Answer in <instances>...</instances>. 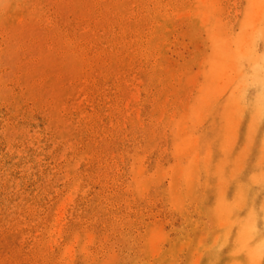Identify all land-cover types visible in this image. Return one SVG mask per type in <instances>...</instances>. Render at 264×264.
I'll list each match as a JSON object with an SVG mask.
<instances>
[{
  "label": "rangeland",
  "instance_id": "1",
  "mask_svg": "<svg viewBox=\"0 0 264 264\" xmlns=\"http://www.w3.org/2000/svg\"><path fill=\"white\" fill-rule=\"evenodd\" d=\"M262 82L264 0H0V264H250Z\"/></svg>",
  "mask_w": 264,
  "mask_h": 264
},
{
  "label": "bare ground",
  "instance_id": "2",
  "mask_svg": "<svg viewBox=\"0 0 264 264\" xmlns=\"http://www.w3.org/2000/svg\"><path fill=\"white\" fill-rule=\"evenodd\" d=\"M41 1H42V0H41ZM195 2H197V1H195ZM202 2H204V1H202ZM204 3H205V2H204ZM202 4H203V3H202ZM195 5H196V3H195ZM197 5H198V4H197ZM197 5H196V6H197ZM192 7H195V6H192ZM207 7H208V5H206V8H207ZM210 9H211V7H210ZM215 9H216V8H215ZM177 10H178V9H177ZM211 10H212V9H211ZM198 11H199V9H198ZM198 11H197V12H198ZM256 11H257V10H256ZM199 12H200V11H199ZM210 12H212V11H210ZM40 13H41V12H40ZM201 13H202V12H201ZM206 13H207V12H206ZM50 14H51V13H50ZM213 14H214V13H213ZM48 15H49V14H48ZM199 16H201V15H199ZM164 17H165V16H164ZM207 17H208V16H207ZM201 18H203V17L201 16ZM208 18H209V17H208ZM208 18H207V19H208ZM205 19H206V17H205ZM205 19H204V20H205ZM207 19H206V21H207ZM214 19H215V21L217 20L216 17H214L213 20H214ZM52 20H53V19H52ZM208 20H209V19H208ZM5 21H6V20H5ZM201 21H202V19H201ZM204 22H205V21H204ZM216 22L218 23V21H216ZM69 23H70V22H69ZM217 23H216V25H217ZM219 23L221 24V23H223V22L220 21ZM212 24H213V23H212ZM214 24H215V23H214ZM220 24H219V26H220ZM199 25H200V24H199ZM216 25H215V26H216ZM200 26H201V25H200ZM219 26H216V27H219ZM90 27H91V26H90ZM107 27H108V26H107ZM107 27H106V28H107ZM211 27H212V26H211ZM209 28H210V27H209ZM214 28H215V27H214ZM205 29L208 30L207 27H205ZM211 29H212V28H211ZM215 30H216V29H214V32H215ZM67 32H68V31H67ZM211 32H212V31H211ZM86 33H87V32H86ZM113 33H114V32H113ZM260 33H262V30L260 31ZM245 36H246V35H245ZM245 36H244V37H245ZM161 38H162V37H161ZM245 39H246V38H245ZM104 40H105V39H104ZM210 40H211V39H210ZM80 41H81V40H80ZM246 41H250V40H246ZM240 42H241V40H240ZM255 42H256V41H255ZM259 42H260V41H259ZM98 44H99V43H98ZM63 52H64V51H63ZM88 53H89V52H88ZM215 54H216V53H215ZM244 54H245V51H244ZM216 56H217V54H216ZM204 64H206V62H204ZM204 64H203V65H204ZM235 68H236V66H235ZM203 69H204V68H203ZM232 78H233V77H232ZM75 81H76V80H75ZM196 81H198V80H196ZM262 83H264V82H262ZM203 85H204V84H203ZM201 89H202V88H201ZM208 99H209V97H208ZM83 103H84V102H83ZM237 105H238V103H237ZM234 106H235V105H234ZM239 106H240V105H239ZM85 108H86V107H85ZM257 108H258V107H257ZM228 110H229V109H227V111H228ZM61 111H62V110H61ZM230 112H231V111H230ZM232 113H233V112H232ZM232 113H230V114L232 115ZM257 113H258V112H257ZM262 113H263V111H262ZM227 114H228V113H227ZM233 114H234V113H233ZM261 116H262V115H261ZM231 117H233V115H232ZM231 119H233V118H231ZM233 120H234V119H233ZM215 125H216V124H215ZM237 125H238V123L236 124V126H237ZM254 125H255V124H254ZM228 126H229V125H228ZM214 127H215V126H214ZM226 127H227V125H226ZM228 128H229V127H228ZM235 128H236V127H235ZM237 128H238V127H237ZM255 128H256V127H255ZM232 131H233V130H232ZM234 131H235V130H234ZM234 131H233L232 133H234ZM225 132H226V131H225ZM230 133H231V132H230ZM221 135H223V133H221ZM224 135H225V134H224ZM233 135H234V134H233ZM227 137H228V136H227ZM184 141H185V140H184ZM232 141H233V140H232ZM235 141H236V140H235ZM220 142H221V141H220ZM232 143H233V142H232ZM195 144H196V143H195ZM228 144H229V142H228ZM234 144H235V143H234ZM234 144H233V146H234ZM220 145H221V144H220ZM223 145H224V144H223ZM226 145H227V144H226ZM221 148H222V150H223V147H222V146H221ZM224 148H225V145H224ZM249 148H250V147H249ZM248 150H249V149H248ZM223 152H224V151H223ZM240 152H242V151H240ZM245 152H246V151H245ZM228 154H229V153H228ZM224 155H225L224 157H226V155H227L226 151L224 152ZM240 155H241V154H240ZM228 156H229V155H228ZM237 156H238V155H237ZM237 156H235V158H236ZM238 157H239V156H238ZM244 157H245V156H244ZM222 159H223V158H222ZM225 159H226V158H225ZM241 159L243 160V157H241ZM227 160H228V159H227ZM227 160H226V161H227ZM234 160H235V159H234ZM234 160H233V161H234ZM226 161H225V163L228 162V161H227V162H226ZM233 161H231L232 164H234ZM241 162H242V161H241ZM225 163H224V164H225ZM228 163H229V162H228ZM228 163H227V164H228ZM243 163H244V162H242L241 164H238V163L235 162V164H236V165L238 164V166L235 165V168H232L231 170L234 171V169H238V170H236V171L240 172L239 169H242L241 166H243ZM229 164H230V163H229ZM225 165H226V164H225ZM240 165H241V166H240ZM239 166H240V167H239ZM238 167H239V168H238ZM223 168H224V167H223ZM232 171H231V172H232ZM213 173H214V172H213ZM233 173H235V172H233ZM261 173H262V172H260V174H261ZM175 174H176V172H175ZM214 174H216V171H215ZM231 174H232V173H231ZM236 174L239 175V173H235V175H236ZM256 174H257V173H256ZM252 175H253V178H256V177L258 176V175H254L253 173H252ZM254 176H256V177H254ZM222 177H224V176L222 175ZM231 177H232V176H230V178H231ZM249 177H250V176H249ZM230 178H229V179H230ZM261 178H262V177H261ZM191 179H192V178H191ZM226 180H228V179H226ZM255 181H256V180H254L253 182H255ZM226 182H227V181H226ZM219 183H220V182H219ZM222 183H223V182H222ZM227 183H229V181H228ZM218 185H219V184H218ZM216 186H217V185H216ZM219 186H220V185H219ZM222 186H223V185H222ZM227 186H229V185H227ZM227 186H225V187H227ZM240 186L242 187V183H241ZM178 187H179V186H178ZM223 188H224V187H223ZM239 188H240V187H239ZM225 189H226V188H225ZM225 189H224V190H225ZM218 190H219V189H218ZM218 190H217V191H218ZM220 190H221V189H220ZM222 190H223V189H222ZM224 190H223V192H224ZM238 190H239V191H240V190L242 191V188H240V189H238ZM246 190H247V189H246ZM225 191H226V190H225ZM239 191H237V193H239ZM219 192H220V191H219ZM219 192H218V193H219ZM244 192H245V191H244ZM220 193H221V192H220ZM240 193H241V192H240ZM190 194H191V193H190ZM220 195H221V196H218V197H222V194H220ZM241 195L243 196V194H241ZM241 195H238V196L235 195V198H236V197H239V196H241ZM225 196H226V195H225ZM243 197H244V196H243ZM222 198H225V197H222ZM238 199H239V200H237L238 202H239L240 200H242V198H241V199L238 198ZM216 201H219L218 203L216 202L218 205H219V203L221 202V201H220V198H219V200H216ZM224 201H225V199H224ZM234 201H235V199H234ZM234 201H233V202H234ZM243 201H244V200H243ZM243 201H242V202H243ZM245 201H246V200H245ZM245 201H244V202H245ZM225 202H226V201H225ZM227 202H228V201H227ZM229 202H230V201H229ZM238 202H237V203H238ZM244 202H243V203H244ZM234 203H235V202H234ZM239 203H240V202H239ZM217 204H216V205H217ZM221 204H222V206H220V207H218V208H222L224 205H225V207H227V205H228L229 203L226 205V204L222 201V202L220 203V205H221ZM223 204H224V205H223ZM230 204H232V203H230ZM216 205H214L215 208H216ZM232 205H233V204H232ZM236 205H238V204H236ZM204 207H205V206H204ZM233 207H234V205H233ZM238 207L241 208L240 206H236L235 209H237ZM215 208H214V210H215ZM227 208H228V207H227ZM227 208H226V209H227ZM226 209H225V210H226ZM233 209H234V208H233ZM233 209H232V210L230 209L231 211H230V210H229V211H230L231 213H233V212H234ZM214 210H212V211H214ZM222 210H224V208H223ZM222 210H221V212H222ZM219 211H220V210H219ZM250 211H251V210H250ZM209 212H210V211H209ZM221 212H220V214H221ZM226 212H227V211H226ZM230 212H229V213H230ZM216 213H217V212H216ZM216 213H213V214H216ZM250 213H253V212H250ZM217 214H219V213H217ZM217 214H216V217H217ZM247 214H248V213H247ZM209 215H210V214H209ZM221 215H222V214H221ZM221 215H220V216H221ZM224 215H225V214H224ZM224 215H222V216H224ZM231 215H232V214H231ZM231 215H229V218L231 217ZM248 215H249V214H248ZM248 215H246L247 218H248ZM246 216H245V217H246ZM224 217H225V216H224ZM249 217H251V215H250ZM252 217H253V216H252ZM210 218H211V217H210ZM238 218H239V220H240V217H238ZM241 218H242V217H241ZM217 219H218V218H217ZM217 219H216V220H217ZM234 219H235V218H234ZM242 219H244V218H242ZM245 219H246V218H245ZM249 219H250V218H249ZM254 219H255V218H254ZM254 219L248 221V222H249V223H248V226H247V223H246L247 219L244 220L246 224H244V223H243V224H242V223H239L238 219H237V220H234V221H238V223H239L240 225H241V224H242L243 226L245 225V226L243 227L244 229L241 228V229H243L244 231L242 230V232H241V237H240V239H238V240H240V243H239V244H240L241 247L238 246L239 249H238V248H237V249H238V250H241V249H243L245 246L248 245V250L250 251V254H251V260H252V261H251V260L249 259V260H250V262H249L250 264H251L252 262H253L252 264H255V263L257 264V263L259 262V260H258V258H260L259 254H260V253H263L262 249L264 248V242H262L259 246L257 245V247L251 248V247H253V246H251V244H252V242H253V240H254V238H255L254 235H255V236H256V235L259 236V233L255 234L256 223H255V220H254ZM211 220H212V219H211ZM222 220H223V219H222ZM224 220H225V218H224ZM228 220L231 221V222H227V221L224 222V223H226V224H224V225H226L227 227H228L227 224L232 223V221H233V220H230V219H228ZM240 221H241V220H240ZM218 223H219V222H218ZM233 223H235V222H233ZM235 224H236V223H235ZM235 224H234V225H235ZM212 225H213V224H212ZM216 225H217L216 227L218 228V224H217V223H216ZM219 225H220V224H219ZM231 225L233 226V224H231ZM231 225L228 227L230 230H228V228H227V229L225 230L226 232L229 233V231H231V229H232V226H231ZM213 226H214V225H213ZM220 226H221V225H220ZM205 227H206V226H205ZM205 227H204V228H205ZM216 227H215V228H216ZM221 227H222V226H221ZM206 228H207V227H206ZM213 229H214V228H213ZM213 229H212V230H213ZM218 229H220V227H219ZM218 229H217V230H218ZM217 230L215 229V231H217ZM207 231H208V229H207ZM207 231H206V232H207ZM210 231H211V230H210ZM189 232H190V231H189ZM213 232H214V231H213ZM206 234H208V233H206ZM219 234H220V233H219ZM226 234H227V233H226ZM226 234H225V235H226ZM220 235H221V234H220ZM220 235H219V237H220ZM228 235H229V234H228ZM261 235H262V234H261ZM183 236H184V235H183ZM183 236H181V237H183ZM204 236L207 237V235H204ZM258 236H256L257 239H258ZM179 237H180V236H179ZM198 237H199V236H198ZM219 237H218V238H219ZM225 237H226V236H225ZM234 237H235V236H234ZM237 237L239 238V234H238ZM199 238H200V237H199ZM214 238H217V234H216V237H214ZM223 238H224V236H223ZM226 238H227V237H226ZM226 238H224V239H225L224 241H226V240L228 241V239H226ZM190 239H191V238H190ZM235 239H236V237H235ZM154 240H156V239H154ZM181 241H182V240H181ZM192 241H193V240H191V242H192ZM198 241H199V239H198ZM215 241H216V240H215ZM217 241H218V239H217ZM224 241L222 240V242H224ZM186 242H187V241H186ZM186 242H185V243H186ZM213 242H214V241H213ZM213 242H212V243H213ZM222 242H221V244H223ZM238 242H239V241H238ZM154 243H155V242H154ZM182 243H183V242H182ZM182 243H181V245H182ZM199 243H200V242H199ZM206 243H207V242H206ZM156 244H157V243H156ZM190 244H191V243H190ZM216 244H218V243H216ZM225 244H226V246H225ZM235 244H236V243H235ZM255 244H256V243H255ZM158 245H159V244H158ZM209 245H211V244H209ZM201 246H202V245H201ZM219 246H220V245H219ZM219 246H217V247L219 248ZM224 246H225V247H228V246H227V243H224ZM249 246H251V247H249ZM178 247H179V246H178ZM198 247H199V246H198ZM198 247H197V248H198ZM203 247H204V246H203ZM242 247H243V248H242ZM191 248H192V247H191ZM194 248H195V247H194ZM205 248H206V247H205ZM207 248L209 249L208 246H207ZM210 248H211V246H210ZM240 248H241V249H240ZM223 249H224V247L222 248V250H223ZM237 249L235 248V250H237ZM194 250H196V249H194ZM202 250H203V249H202ZM202 250H201V251H202ZM219 250H220V248H219ZM235 250H234V252H235ZM238 250H237V253H238ZM190 251H191V249H190ZM190 251H189V252H190ZM192 251H193V250H192ZM201 251H200V252H201ZM203 251H204V250H203ZM230 251H231V250H230ZM230 251H229V253H230ZM242 251H243V250H242ZM242 251H241V252H242ZM193 252H194V251H193ZM195 252H196V251H195ZM198 252H199V251H197V253H198ZM231 252L233 253V251H231ZM245 252L249 253L248 251H245ZM216 253H217V252H216ZM229 253H228V254H229ZM193 254H194V253H193ZM199 254L201 255V253H199ZM199 254H196V255H199ZM202 254H203V253H202ZM209 254H210V253H209ZM238 254H239V253H238ZM245 254H246V253H245ZM194 255H195V254H194ZM194 255H193V258H194ZM213 255H214V254H213ZM231 255H232V254H231ZM247 255H248V254H247ZM190 256H191V255H190ZM216 256H218V255L216 254ZM234 256H235V255H234ZM238 257H241V256H238ZM249 257H250V255H249ZM249 257H247V258H249ZM263 257H264V256H263ZM193 258H192V259H193ZM199 258H200V257H199ZM199 258H197V259H199ZM212 258H213V257H212ZM214 258H215V257H214ZM197 259H196V260H197ZM207 259H208V258H206V260H207ZM206 260H205V261H206ZM214 260H215V261L218 260V257H217V259H214ZM232 260H236V259H232ZM245 260H246V259H245ZM257 260H258V262H257ZM260 260H261V259H260ZM193 261H194V260H193ZM193 261H191V262L193 263ZM210 261H211V260H210ZM212 261H213V260H212ZM239 261H240V260H238V262H239ZM247 261H248V260H247ZM158 262H159V261H158ZM191 262H190V264H191ZM198 262H199V261H198ZM231 262H232V261H231ZM231 262H230L229 264H231ZM240 262H241V261H240ZM208 263H209V262H208ZM213 263L216 264V262H214V261H213ZM218 263H219V262H218ZM235 263L237 264L236 261H235ZM259 263H260V262H259ZM259 263H258V264H259ZM261 263H262V260H261ZM204 264H205V263H204ZM206 264H207V262H206ZM241 264H242V263H241Z\"/></svg>",
  "mask_w": 264,
  "mask_h": 264
}]
</instances>
